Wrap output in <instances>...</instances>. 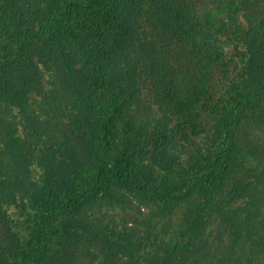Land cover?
<instances>
[{
    "label": "trees",
    "instance_id": "1",
    "mask_svg": "<svg viewBox=\"0 0 264 264\" xmlns=\"http://www.w3.org/2000/svg\"><path fill=\"white\" fill-rule=\"evenodd\" d=\"M221 18L248 63L220 143L186 178L173 123L193 126L217 90ZM146 84L152 131L132 114ZM262 125L264 0H0V264H83L91 248L105 264H264V155L239 175ZM132 198L164 223L149 251L88 219V208ZM15 210L33 212L30 241Z\"/></svg>",
    "mask_w": 264,
    "mask_h": 264
},
{
    "label": "rangeland",
    "instance_id": "2",
    "mask_svg": "<svg viewBox=\"0 0 264 264\" xmlns=\"http://www.w3.org/2000/svg\"><path fill=\"white\" fill-rule=\"evenodd\" d=\"M220 26L214 30L210 40L219 43L224 52L225 68L219 75L217 90L211 97L199 106V117L193 126H179L178 120L173 124L178 128L171 133L172 153L178 158L180 170L186 178L195 174V168L199 162L204 163L206 157L212 153L222 139V133L218 128V122L222 121L229 110L231 94L240 83L241 75L248 63V56L241 45H238L233 37V26L226 19H219ZM222 25L224 27L220 28ZM243 28L242 36L246 37L247 25L243 18L240 19ZM212 34V32H211ZM37 98V97H36ZM38 97L37 99H41ZM139 105L134 106L133 121L137 127L144 126L152 131L157 117V107L150 92L148 84L143 85L136 95ZM150 109V111H149ZM17 124L19 134L25 139L30 138L29 130L19 122L17 110L13 109L9 114ZM172 125V127H176ZM253 150L244 148L246 165L239 170V175L251 176L252 168L262 163L264 155V126H256L250 135ZM32 174L38 178L40 172L31 166ZM198 167V166H197ZM260 167V166H259ZM262 205V201L260 203ZM264 206V203H263ZM88 219L95 226L105 227L117 232L129 233L134 236L142 247L148 251L161 245V239L167 236L164 233L163 221L155 216L156 209L142 205L140 201L132 198L126 203H103L96 205L95 209L88 208ZM264 210V207H263ZM13 212V211H12ZM264 215V211H262ZM14 219L24 241H30V231L35 224L33 212L29 214L15 210ZM83 264H105V257L100 248L83 250L80 253ZM122 261V260H121ZM127 262L126 260H124ZM123 261V262H124Z\"/></svg>",
    "mask_w": 264,
    "mask_h": 264
}]
</instances>
